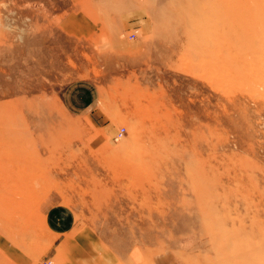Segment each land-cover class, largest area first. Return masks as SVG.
Wrapping results in <instances>:
<instances>
[{
    "label": "rangeland",
    "instance_id": "374dc122",
    "mask_svg": "<svg viewBox=\"0 0 264 264\" xmlns=\"http://www.w3.org/2000/svg\"><path fill=\"white\" fill-rule=\"evenodd\" d=\"M69 5L0 0V264L84 229L122 264H264V0H126L90 34Z\"/></svg>",
    "mask_w": 264,
    "mask_h": 264
},
{
    "label": "crops",
    "instance_id": "0c3cea01",
    "mask_svg": "<svg viewBox=\"0 0 264 264\" xmlns=\"http://www.w3.org/2000/svg\"><path fill=\"white\" fill-rule=\"evenodd\" d=\"M101 2L102 0H70L67 15L64 14L66 17L61 21L62 25L70 28L71 30H68L64 26L69 32L72 31L71 33L90 34L94 32L96 26L105 25L111 20L105 22L104 18L113 16L126 25L138 23L140 14H143L141 8L144 6L127 8L124 6L126 0H122V6H117L115 3L102 6ZM57 251V258L62 262L61 264H122L123 262V256L119 250L109 247L103 238L94 235L89 229L65 237L59 242ZM10 255L18 260L16 254ZM153 260L152 264H179L174 260L172 253H165Z\"/></svg>",
    "mask_w": 264,
    "mask_h": 264
},
{
    "label": "bare ground",
    "instance_id": "6f19581e",
    "mask_svg": "<svg viewBox=\"0 0 264 264\" xmlns=\"http://www.w3.org/2000/svg\"><path fill=\"white\" fill-rule=\"evenodd\" d=\"M3 156V155H2ZM26 168V167H24ZM165 171V170H164ZM175 171V170H174ZM177 171V170H176ZM180 171V170H179ZM169 172V171H168ZM181 172V171H180ZM171 173V172H170ZM178 173V172H177ZM16 174V173H15ZM167 174V173H165ZM181 174V173H180ZM171 176V175H170ZM172 177V176H171ZM185 178V177H184ZM181 175H176V176H173L170 180L167 181V184L168 187H169V190L167 189L166 192H165V195H166V199L169 200V203H170V207L169 208H172L174 209L175 207V199L177 197H179L183 187H184V182L186 181ZM185 180V181H184ZM166 181V180H165ZM186 187V185H185ZM186 189V188H185ZM174 200L173 203H171V200ZM185 217V216H184ZM181 218V217H180ZM182 220V221H181ZM180 221L182 222L181 224L182 225H185V221H183V218L180 219Z\"/></svg>",
    "mask_w": 264,
    "mask_h": 264
},
{
    "label": "built area",
    "instance_id": "2783aa9c",
    "mask_svg": "<svg viewBox=\"0 0 264 264\" xmlns=\"http://www.w3.org/2000/svg\"><path fill=\"white\" fill-rule=\"evenodd\" d=\"M134 34V33H133ZM40 264H52V262L50 260H44L42 261Z\"/></svg>",
    "mask_w": 264,
    "mask_h": 264
}]
</instances>
